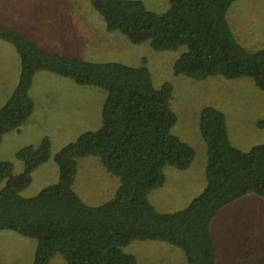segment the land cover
<instances>
[{"label": "trees", "instance_id": "16d2710c", "mask_svg": "<svg viewBox=\"0 0 264 264\" xmlns=\"http://www.w3.org/2000/svg\"><path fill=\"white\" fill-rule=\"evenodd\" d=\"M88 1L108 31L122 33L132 44L150 42L159 52L186 48L174 63L175 76L196 81L249 78L264 91V50H245L228 23L235 0H171L163 15L148 11L140 1ZM0 40L15 47L21 67L19 83L0 109V145L4 135L32 116L30 90L38 72L107 92L101 128L82 134L55 155L57 183L35 197L21 195L34 172L51 159L48 137L17 152L24 163L21 174H14L12 163L0 162V231L35 240L33 264H50L58 254L67 264H137L134 255L124 252L136 241L179 248L188 264H217L210 224L237 199L264 196V145L242 152L230 141L224 114L203 108L199 127L208 154L206 187L183 210L159 213L148 197L164 186L165 168L187 170L196 156L172 134L177 123L171 109L173 87L167 83L155 88L145 66L87 62L48 52L1 23ZM87 157H97L120 182L115 197L98 206H88L74 190L78 160Z\"/></svg>", "mask_w": 264, "mask_h": 264}, {"label": "rangeland", "instance_id": "374dc122", "mask_svg": "<svg viewBox=\"0 0 264 264\" xmlns=\"http://www.w3.org/2000/svg\"><path fill=\"white\" fill-rule=\"evenodd\" d=\"M125 1H140L148 11L163 15L171 0ZM227 18L234 38L245 50H264V0H235ZM0 23L48 52L87 62L145 66L155 88L167 83L173 87L171 109L177 123L172 134L192 147L196 156L187 170L165 168L164 186L148 197L159 213L183 210L206 187L208 154L199 127L203 108L224 114L230 141L242 152L264 145V91L252 79L196 81L175 76L174 63L186 48L159 52L150 42L132 44L122 33L108 31L88 0H0ZM20 72L15 47L0 40V109L18 85ZM30 96L35 103L32 116L18 130L4 135L0 145V162L12 163L14 174L19 175L24 163L17 152L38 146L45 137L51 141V159L34 172L32 184L21 193L25 198L58 182L54 157L59 151L82 134L101 128L107 92L42 71L34 78ZM119 184L97 157L78 160L74 190L88 206L112 200ZM210 231L217 264H264V196L247 194L224 206L213 218ZM36 247L33 239L0 231V264H33ZM124 252L134 255L137 264H188L181 249L164 242L136 241ZM50 264L67 262L58 254Z\"/></svg>", "mask_w": 264, "mask_h": 264}, {"label": "crops", "instance_id": "0c3cea01", "mask_svg": "<svg viewBox=\"0 0 264 264\" xmlns=\"http://www.w3.org/2000/svg\"><path fill=\"white\" fill-rule=\"evenodd\" d=\"M33 100V99H32ZM35 104V103H34Z\"/></svg>", "mask_w": 264, "mask_h": 264}]
</instances>
